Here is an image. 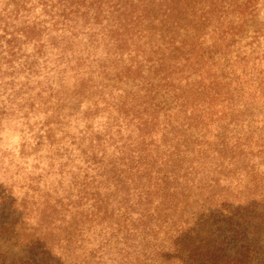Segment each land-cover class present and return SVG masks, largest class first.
Returning <instances> with one entry per match:
<instances>
[{
    "label": "trees",
    "instance_id": "trees-1",
    "mask_svg": "<svg viewBox=\"0 0 264 264\" xmlns=\"http://www.w3.org/2000/svg\"><path fill=\"white\" fill-rule=\"evenodd\" d=\"M256 6L257 0H0V130L12 121L23 128L14 144L13 133L0 134V150L12 144L31 164L52 150L59 164L51 154L42 172L39 163L28 167L26 184L0 181V264H67L58 249L80 223L60 206L85 198L94 209L98 193L85 189L100 184L111 187V200L140 203V210L126 207L121 223L111 221V264H254V236L264 230V176L253 162L264 163V52L241 41ZM103 43L113 51L111 69L93 54ZM107 84L113 90L102 94ZM97 90L102 98L89 99ZM105 102L114 116L111 154L93 150L94 125H86L87 114ZM213 120L236 123L232 140L216 150L203 131L191 134L194 124ZM87 140L92 146H82ZM229 155L220 173L208 165ZM1 162L8 171L11 163ZM43 174L72 190L83 186L84 197L61 185L47 189L46 202H53L45 213L57 219L19 242L16 214L40 200ZM220 174L229 177L222 186ZM240 176L249 193L225 194ZM200 182L214 184L213 193ZM118 213L112 207L111 219ZM57 226L65 240L54 244Z\"/></svg>",
    "mask_w": 264,
    "mask_h": 264
},
{
    "label": "rangeland",
    "instance_id": "rangeland-1",
    "mask_svg": "<svg viewBox=\"0 0 264 264\" xmlns=\"http://www.w3.org/2000/svg\"><path fill=\"white\" fill-rule=\"evenodd\" d=\"M253 13L258 15H254L253 17H248V21L246 20L247 29L244 33V38H242L241 45L244 48H251V50L256 51L258 55L262 54L264 52V0H257V6L253 8ZM95 45V43L93 42ZM93 45V47H94ZM101 45V44H100ZM96 46V45H95ZM93 54L96 59H99L100 64L106 63L108 67L111 69V62L113 61V57H111L110 52V45L108 43H103V45L99 48L94 47ZM92 50V49H91ZM100 52V53H98ZM97 57H96V54ZM106 54V55H104ZM108 59V60H106ZM108 74H111L108 73ZM113 88L111 85L107 84V88L102 90V94L104 92L111 91ZM75 92L78 90H74ZM73 90L70 92H74ZM99 90L96 92H90L88 95V98H98ZM102 94L99 98H102ZM87 95L82 93V99L83 102H87ZM106 97V96H105ZM81 99V100H82ZM79 99H75L71 103L70 108H76L78 105ZM83 103V104H84ZM111 108V102H105L104 105L100 104L93 112H89L87 115L92 116V119L88 120L86 125L93 124V132H92V142H93V150H97L99 154H111V140L108 138V134H111V112L107 111V109ZM85 111V110H83ZM18 116V115H17ZM114 117V116H113ZM16 119V118H15ZM9 126V129H6V127L2 130H0L1 137H4L6 133L14 134L13 138V144L18 142V140L21 139L19 131L23 128L19 126L18 124H15L14 121ZM236 123H234L232 126H227L226 123H216L215 120H213L211 123L207 125H199L194 124L192 126V136H196L200 131H203L206 138L209 140L210 147H212L214 150L218 149V146H225V143L229 140H232L234 136H231L230 133H235ZM91 130V129H90ZM106 137H104V135ZM11 138V137H10ZM1 139V138H0ZM2 143V142H1ZM82 146H92V143L90 144L89 141L82 145ZM12 147V144L10 145L9 149L7 150H0V158L1 160H4L2 165L5 164V161L7 163H11L9 170L6 171L5 169H0V181H5L6 186L9 188L10 185H13L15 183L24 185L26 184V180H24L27 176V172L29 170L28 167H36L37 163H39L38 168H40L41 172L48 166H50V159H48L49 155H53L52 159L54 162H57V158L55 157L53 151L51 150L50 154L43 152L37 157V162H33L31 164L28 159H25L22 157V153L19 150H14ZM219 154H223L224 151H219ZM25 154V153H24ZM221 157L220 159L217 158L212 163L209 162L208 165L213 164L214 169L217 171V173L222 172L225 170V165H218L222 162H230L229 157ZM223 158V159H222ZM236 156L234 157L235 160ZM254 163L257 162L260 164L259 167H261L260 170H263L262 174L260 171L255 172L256 175L264 176V163H260V161H257L255 159L253 161ZM59 165V164H58ZM57 169V168H56ZM231 169V168H230ZM38 170V172H40ZM232 170V169H231ZM237 171L243 172L245 171L243 168L238 167ZM225 172V171H224ZM247 172V171H245ZM6 174V175H3ZM30 178L35 179L37 175L31 176L29 174ZM45 174L42 175L40 178L42 185L41 189L45 187L44 190H41L39 192L41 198L36 196L35 199L40 200H31L28 201L25 204V207L22 211H20L19 214H16L18 222H17V235L19 238V242L23 240L26 236H30L34 234L39 233L42 231L41 225L45 226L46 223H48V220L54 221L55 216H53L51 213L50 215H47L45 213V209L49 201L46 202V198L48 197V190L56 191V189H59V185H61V189H64L66 192H71L69 195H75L80 193L84 197V188L81 185H78L72 190L71 183L70 182H63L61 184H58L57 181L53 177H47L44 178ZM210 175H205L201 178L203 179H209ZM221 180L223 179L225 182H220L218 185L222 186L225 183L229 182V177L225 174H220ZM241 178L237 181L231 184V186H236L234 189H229L228 186L224 187L225 194L232 195L235 192L240 191L241 195H246L249 193L250 185H247V181H244V177L240 176ZM49 178V179H48ZM53 179V180H52ZM23 180V181H22ZM69 180V179H68ZM233 180V178H232ZM253 184V183H252ZM44 185V186H43ZM200 186H202L206 191L211 190V193H213V186L214 184H208V183H199ZM43 186V187H42ZM96 186V185H95ZM210 186V187H209ZM247 187L246 190H243L244 187ZM209 187V188H208ZM77 188V189H76ZM220 187L217 188V192L219 191ZM13 190V188H12ZM259 190V189H258ZM85 192L88 194L95 195L98 193V199L96 202L94 201V209H89V206H91V201H85V198L83 200L73 199L72 202H63V205L60 206L62 209H65L63 211V214H65L66 219H71L75 222L79 221V227L77 231H72L71 235L66 238L68 240L69 244H62L61 248L58 249V252L63 257V263L64 261L68 263L67 259L70 261L71 264H111V262L114 260V256L117 255H111V232L115 229L116 221L113 222L111 225V221H114L118 218L119 222H122V218L125 213L126 207H129L130 205H133L135 200L130 199L129 203L123 202V200H119L117 198L116 200H111V187H109L107 184H100L99 189L96 190V188L88 187L85 189ZM253 194V190H252ZM198 196V195H197ZM196 196V197H197ZM202 200V199H201ZM21 199H18L16 204H19ZM116 202V204H115ZM245 203V202H244ZM139 202L134 204V210H140L139 208ZM115 207V211L118 213L117 217L115 216L113 219H111V208ZM195 205H192V209H195ZM58 209V210H62ZM98 210V215L93 216L96 211ZM119 210V211H118ZM17 213V212H16ZM135 218V215H131L128 224L132 223L133 219ZM57 219V218H56ZM62 229L59 226H57V236L53 237L54 244L58 241V239H64V237L61 235ZM28 238V237H27ZM21 239V240H20ZM65 240V239H64ZM254 242H255V260L254 264H264V230H261V228L257 229L256 235L254 236ZM102 255L101 259H96L100 254Z\"/></svg>",
    "mask_w": 264,
    "mask_h": 264
}]
</instances>
